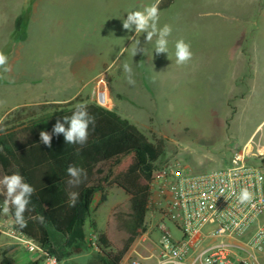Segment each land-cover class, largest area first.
Instances as JSON below:
<instances>
[{
  "label": "rangeland",
  "instance_id": "rangeland-1",
  "mask_svg": "<svg viewBox=\"0 0 264 264\" xmlns=\"http://www.w3.org/2000/svg\"><path fill=\"white\" fill-rule=\"evenodd\" d=\"M155 2L0 0V51L11 69H0V123H29L46 112L97 104L136 125L152 142H161L162 167L178 163L192 175L226 168L233 152L247 145L254 158L264 157V0H160L158 27L173 29L168 53L155 52L156 37L145 43L146 33H137L146 51L134 56L135 32L124 30L122 19ZM180 39L193 53L186 65L176 63ZM125 63L135 85L127 82ZM102 93L105 103L99 99ZM134 159L146 162L144 155L113 162L108 184L96 194L85 222L83 253L64 264H96L100 234H108L111 250L129 244L119 264L136 258L135 250L142 256L157 252L160 213L148 205L142 231L132 198L114 183L130 172ZM6 241L0 235V250L10 246ZM19 254L33 257L17 248L11 253L17 264L32 262ZM143 262L156 264V259ZM258 262L264 264V250Z\"/></svg>",
  "mask_w": 264,
  "mask_h": 264
},
{
  "label": "trees",
  "instance_id": "trees-1",
  "mask_svg": "<svg viewBox=\"0 0 264 264\" xmlns=\"http://www.w3.org/2000/svg\"><path fill=\"white\" fill-rule=\"evenodd\" d=\"M173 1L169 0V3ZM22 21V16L16 20L18 31ZM86 105L89 115L95 118V124L90 125L89 137L84 145L65 143L63 134L52 136L51 148L40 141L41 131L51 134L57 119L62 121V117H70L75 107L46 112L29 123L15 124L9 119L0 123V129H3L0 131V147L3 148L0 151V179L18 172L35 189L30 198L31 211L24 214L27 227L19 229L33 238L48 255L61 261L83 253L82 245L87 239L85 222L91 217L96 194L108 184L114 161L121 157H146V162L134 159L130 172L119 175L114 181L132 198V213L142 231H145L142 224L148 213L150 194L149 186L143 180H150L162 168L159 165L163 154L161 142L149 140L136 125L117 112L97 104ZM257 159L264 165V157ZM69 165L81 167L87 172V179L78 187L67 183ZM0 191H4L2 185ZM72 191L80 194L75 207L69 206L68 193ZM3 198L6 197L3 195ZM115 210L111 216L115 215ZM14 211L13 208L9 214L15 221ZM39 216L45 218L44 223L39 221ZM110 241L108 234H100L98 247L101 253L96 258V264H119L128 252L129 244L114 251ZM15 249L16 246L10 245L0 250V264H17L11 256ZM29 264L42 263L36 260Z\"/></svg>",
  "mask_w": 264,
  "mask_h": 264
},
{
  "label": "built area",
  "instance_id": "built-area-1",
  "mask_svg": "<svg viewBox=\"0 0 264 264\" xmlns=\"http://www.w3.org/2000/svg\"><path fill=\"white\" fill-rule=\"evenodd\" d=\"M99 99L105 103L106 94ZM252 150L249 145L235 150L230 166L198 175L178 163L168 164L146 182L149 206L161 215L157 252L151 253L156 264H259L258 254L264 250V165L254 162ZM245 187L253 199L240 204L237 197ZM170 224L181 232L180 238ZM0 235L33 254L31 261L50 264L55 258L64 264L23 233L10 214H0ZM134 253L129 264H144L142 255Z\"/></svg>",
  "mask_w": 264,
  "mask_h": 264
},
{
  "label": "clouds",
  "instance_id": "clouds-1",
  "mask_svg": "<svg viewBox=\"0 0 264 264\" xmlns=\"http://www.w3.org/2000/svg\"><path fill=\"white\" fill-rule=\"evenodd\" d=\"M159 3L160 0H156L155 3L144 7L142 10L129 11L127 12V18L122 19L123 29L130 33L135 32V36H132V40L134 41L132 49L134 56L138 53L144 55L146 51L144 46H141L140 39H136L137 33H146L145 43L152 42L153 37H156L155 52L158 54L168 53V37L172 34L173 29L169 24L158 27L160 19ZM192 56L193 53L189 43H186L183 39L176 41L175 57L177 65H186L192 59ZM118 59L119 56H117ZM0 69L5 73L11 70L8 66V56L3 51H0ZM123 71L126 74L128 84L135 85L136 82L133 79L131 66L125 63L123 65ZM94 124L95 118L89 115L87 105L81 103L75 106V111L70 117H62V121L61 119H57L51 134L47 131H41L39 134L40 141L45 146L51 148L52 136L63 134L65 143L84 145L89 137V127L90 125L94 126ZM0 131H3V129H0ZM0 151H3L2 147H0ZM67 174L70 177L67 183L71 187H78L87 179L86 170L74 165H69ZM0 185L4 188V191L0 192V194L6 197L0 203V214L8 215L14 208L16 225L20 229L26 228L28 221L24 214L25 212L31 211L29 208L30 198L35 192V189L26 183L23 176L18 172L4 175L0 179ZM68 196L69 206L75 207L79 200V192H69ZM237 199L240 204L250 203L253 199V193L246 187L242 188ZM38 219L41 223H44L45 218L43 216H39ZM50 264H57L55 258L50 259Z\"/></svg>",
  "mask_w": 264,
  "mask_h": 264
},
{
  "label": "crops",
  "instance_id": "crops-1",
  "mask_svg": "<svg viewBox=\"0 0 264 264\" xmlns=\"http://www.w3.org/2000/svg\"><path fill=\"white\" fill-rule=\"evenodd\" d=\"M1 192V191H0ZM3 200H4V198H3V195L2 194H0V203H2L3 202ZM6 238V237H5ZM6 242L8 243V244H10V242H9V240L6 238ZM17 249V248H16ZM15 249V250H16ZM14 250V251H15ZM151 253H152V251L150 252V255H147V256H142L144 259H145V261H147V260H149V259H151L152 258V255H151ZM19 256V258L20 259H22V260H26V259H24V257H23V255H21V254H19L18 255ZM29 259H27L26 261H28ZM148 264V263H147Z\"/></svg>",
  "mask_w": 264,
  "mask_h": 264
}]
</instances>
